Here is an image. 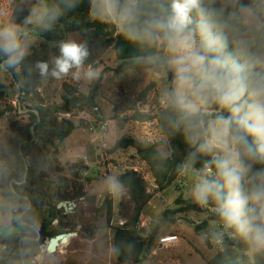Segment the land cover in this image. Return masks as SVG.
<instances>
[{
    "label": "rangeland",
    "instance_id": "374dc122",
    "mask_svg": "<svg viewBox=\"0 0 264 264\" xmlns=\"http://www.w3.org/2000/svg\"><path fill=\"white\" fill-rule=\"evenodd\" d=\"M18 0H0V29L10 28L16 35L23 31L10 23V16ZM30 9L29 23L33 26L47 28L48 5L46 0H22ZM264 3V0H262ZM244 11L243 21H251L249 25L242 23L246 29L238 40H253L261 32L258 30L259 20L253 17L252 10ZM115 28L121 31L119 20L113 17ZM115 36L108 34L97 39L94 53L97 66L70 69L67 75L61 78L43 80L37 93L31 96L29 102L18 101L19 93L14 87L12 78L6 70V62H0V81L7 96L0 100V207L5 205L4 191L11 181L13 174L18 170L14 167L17 160V146L19 137L12 131L10 120L18 121L20 126L32 122L27 107L35 108L39 104L57 109V123L63 120L74 122L78 128L63 141L54 139L38 140L27 157L33 162L34 182L37 188L44 191L47 199L45 204L35 206L36 216L52 219L51 213L56 209L59 201V185L57 179L66 177V173H57L58 167L70 165L80 161L84 165L82 170L83 185L90 195V202L81 204L84 208L79 214L84 220V230L93 229L95 235L83 231L80 237L70 238L69 242L61 244L55 253L46 251V243L52 235L58 233L54 230L40 240L41 251L32 257L35 264H206L219 251L223 250L224 242L230 237L225 219L217 208L213 207L209 198L207 203L201 204L202 212H179L184 203H197L195 190L197 185L209 181L213 177L212 171L195 170L185 167L183 173L167 189L160 191L154 181L148 165L136 154L135 148L112 152L115 143L122 137H132L142 142L164 141L168 144V137L161 131L157 120L149 122L136 121L141 115H156L161 108L170 103V87L175 89V67L171 61L176 53L170 51L169 46L161 51L158 41L159 53L153 57H140L142 63L164 61L167 62L173 79L167 76L164 68L155 69H127L119 70L122 60L117 58L113 43L107 44ZM193 51H199V38L193 31ZM68 41L86 45L83 34L73 32L68 34ZM39 38L22 40L21 47L26 54H31L34 48L40 46ZM51 66L55 67L56 54L52 48L46 50ZM78 71V76L75 74ZM91 71L94 75L89 78L86 73ZM69 83L79 91L88 95L92 89L97 91L95 106H84V109H75L66 113L62 109L65 92L63 84ZM153 85L147 97H142V92L148 85ZM83 104V103H82ZM21 106L20 112L10 111ZM95 108H98L96 110ZM201 109L199 107L198 111ZM197 111V112H198ZM217 120L210 118V121ZM60 127H64L60 124ZM47 135V133H44ZM43 134V135H44ZM52 138V139H51ZM168 147L163 146L162 151L167 154ZM29 159V158H28ZM137 171L144 179V184L152 194V199L144 208L136 226L132 225L135 213V203L129 192L117 181V177L126 171ZM67 180L73 181L70 177ZM117 187H112V182ZM34 191H26L32 195ZM7 194V193H6ZM8 195V194H7ZM6 196V195H5ZM112 205V219L107 221L109 203ZM12 204L11 200L7 203ZM27 205L24 204L23 209ZM17 208V206H16ZM11 210L0 211V226L10 225ZM76 218V215H75ZM73 218V219H75ZM206 223V226L203 224ZM202 226L204 231L211 235L212 248H209L204 239L196 234V227ZM117 229L128 231L134 237L145 241V260L141 263H119L113 254V238ZM175 235L178 240L172 244H162L165 237ZM14 236V234L12 235ZM8 238V237H7ZM6 238L0 240H5ZM35 256V255H34ZM0 264H2L0 262Z\"/></svg>",
    "mask_w": 264,
    "mask_h": 264
},
{
    "label": "trees",
    "instance_id": "16d2710c",
    "mask_svg": "<svg viewBox=\"0 0 264 264\" xmlns=\"http://www.w3.org/2000/svg\"><path fill=\"white\" fill-rule=\"evenodd\" d=\"M48 5L49 26L41 28L33 26L29 23L30 9L22 0H18L14 6L10 16V23L13 26L21 28L23 31L17 34L20 41L29 38H39L40 46L34 48L31 54L25 55L19 63L9 65L5 64L6 70L9 72L14 87L19 93L18 101L20 104L32 100L31 96L37 93V89L43 80L50 79L49 74L42 77L36 64L39 61H44L49 64V72L53 69L46 54L48 48H52L56 54H60V45L68 41V34L73 32H80L84 36L86 42V49L88 51L87 58L83 61L80 68L90 67L91 69L97 66V58L94 53V48L97 45V39L104 35H114V39H109L107 44L113 43L117 58L122 60L119 70L135 69L137 71L142 69H155L162 67L165 69L170 81L173 79V73L167 62L155 61L142 63L138 60L140 57H153L158 54V41L161 43V51H165L169 46V40L173 34L167 31L154 33L151 39L143 37V30L145 25L143 21L151 18L154 14L157 18L165 17L167 10L171 5V0H139L136 11L139 15V23L133 27L136 29L137 35L131 37L126 35V30L118 31L112 21V18L105 14L99 0H46ZM125 0H120L123 6ZM201 7L206 12L221 13L219 17H212V19L221 22H227L228 27L224 29V35L227 37V48L224 54H231L235 50L234 40H238L243 31L244 9L250 8L253 17L258 19L260 24L264 23V3L262 0H201ZM193 23L190 28L195 32L199 38V51L201 54H207L210 58L217 55L215 52H205L206 41L203 40L198 31V24L200 17L194 11L192 14ZM230 17H232L230 19ZM264 32V29H261ZM255 38L257 45L260 41V35ZM216 34V29H213V35ZM157 36L159 38H157ZM252 40H249L251 42ZM258 47H253L252 51H258ZM8 57L0 48V62H6ZM76 70V68H72ZM258 71V69H257ZM152 84L148 85L141 93L142 97H147L152 88ZM65 92L64 105L62 107L65 111H72L75 109H84V106H95V99L97 91L92 89L88 95H85L77 88L69 83L63 84ZM174 90L170 87L169 94ZM7 96V92L2 88L0 81V100ZM83 103V104H82ZM198 103V102H197ZM29 115L32 117V122L28 125L20 126L18 121L10 120L12 131L19 137L16 154L18 156H27L30 150L35 146L38 140L46 141L50 139L49 134L54 135V139L63 141L69 137L78 126L70 121L63 120L62 123H57V109L39 104L35 108L27 107ZM23 110L21 106L17 109L11 108L10 111L20 112ZM4 111L0 113L3 116ZM232 118V113L227 108H221L216 103H209L201 106V109L192 114L181 112L170 101L168 106L161 108L159 112L154 115H141L136 118V121L149 122L157 120L158 125L168 137V144L164 141L157 142H142L132 137H122L119 139L112 152L118 150H125L128 148H135L137 156L145 162L154 178L155 184L160 191L167 189L180 176L185 167H190L195 170H206V165L213 172V177H210L211 184H215L219 190L222 200L218 203L212 196L209 200L213 207L219 209L223 198L228 197V189L224 187L223 179L218 175L214 158L222 157L218 149L212 152L201 151V145L205 143L207 138L208 120L210 118ZM60 124L64 127H60ZM235 127V121L233 122ZM44 133H47L45 135ZM49 133V134H48ZM52 133V134H51ZM44 134V135H43ZM52 139V138H51ZM249 142L253 141L251 136L248 137ZM168 147V153L162 151V147ZM13 174L11 182L17 186V182H23L26 179L27 184L22 185L21 188L27 191L32 190L30 182L33 181L34 174L31 168L26 171L25 167L21 171ZM252 171H264V163H256L253 165ZM27 172V173H26ZM117 181L125 189L128 190L132 201L135 203V213L132 217V225L136 226L140 215L144 208L152 199V194L147 191L144 179L137 171H126L117 177ZM246 192V186H245ZM26 200H21L20 208L24 204L27 205L24 212L34 216L36 214L35 206L39 198L27 194ZM31 207H28V203ZM29 203V204H30ZM202 212L203 207L201 203H184L180 207L179 212ZM112 219V205L109 203L107 221ZM243 219V217H242ZM206 226V223L203 224ZM196 234L201 236L206 245L212 248L211 235L204 231L202 226L196 227ZM230 237L226 238L223 250L219 251L213 258L207 261L206 264H264V250L257 251L250 243V241L241 234L236 226H230ZM9 236L1 242H6L11 239ZM113 254L119 263H141L145 260V241L140 237L132 236L128 231L117 229L113 238Z\"/></svg>",
    "mask_w": 264,
    "mask_h": 264
},
{
    "label": "clouds",
    "instance_id": "9594fccd",
    "mask_svg": "<svg viewBox=\"0 0 264 264\" xmlns=\"http://www.w3.org/2000/svg\"><path fill=\"white\" fill-rule=\"evenodd\" d=\"M138 2L125 0L121 6L120 0H99L103 12L118 19L121 29L131 37L137 35L133 26L139 23ZM194 11L200 17L197 27L206 41L205 52L217 53L211 58L193 51L190 25ZM242 11L250 12L249 9ZM220 15L206 12L201 7V0H171L165 17L157 18L153 14L143 21V37L151 39L154 33L162 31L173 34L169 49L176 53L171 61L175 67V89L168 95L178 110L192 115L200 106L216 103L231 111L232 118L221 117L209 122L207 138L200 150L207 153L218 149L223 153L222 157L214 158V162L229 194L223 198L218 210L228 226H236L255 250L261 251L264 250V171L253 172L252 168L256 163H264V32H261L258 45L255 39L251 42L234 40V52L225 55L227 37L224 29L229 25L212 19ZM243 23L249 25L251 21L245 19ZM213 29H216L215 35ZM259 29H264V23L258 25ZM253 47L259 50L252 51ZM0 48L10 66L19 63L26 54L15 31L10 28L0 29ZM88 54L83 44L63 42L51 72L44 61L37 62L36 68L42 77L50 74L59 79L72 68L79 70ZM78 74L77 71L75 75ZM86 75L91 78L94 73L89 71ZM249 136L253 138L251 143ZM206 170L211 171L207 165ZM117 186L113 181L112 187ZM195 194L201 204L207 203L209 196L218 203L222 200L215 184L208 181L197 185Z\"/></svg>",
    "mask_w": 264,
    "mask_h": 264
},
{
    "label": "flooded vegetation",
    "instance_id": "af4514ba",
    "mask_svg": "<svg viewBox=\"0 0 264 264\" xmlns=\"http://www.w3.org/2000/svg\"><path fill=\"white\" fill-rule=\"evenodd\" d=\"M16 159L17 160L14 162V167L16 169L21 171V168L25 167L26 171H28L29 168H33L31 157L17 156ZM83 169L84 165L80 161H74L71 165L67 163V165H60L58 167L57 173H66V177L57 179V184L59 185V192L57 196L61 198V200L59 201L56 209H54L51 213L52 219H56L58 222L57 224H54L53 221L49 219L36 216V214L31 216L30 214L22 212L25 208H20V202L21 200L23 201L28 198L25 194L27 190L21 188L22 185L27 184L26 179L22 183L17 182V186L13 185V183L9 181L7 190L4 191L3 196L4 200H11V203L14 204V208L10 209L12 211L10 225L19 227L21 232L14 234V236L11 235V239L6 242H1L0 240V246L8 251L0 252V262L2 264H35L32 257H36V255H38L36 253L41 251V245L39 243L40 240L48 233L54 232V230H57L58 233L52 235L51 237L61 234H72L71 236H68L67 243L70 238L80 237L83 231L87 234L91 233V235H95L93 229L86 228L84 230V220L79 218L81 217L79 214H82L84 211L81 204L90 202L89 193H84L87 192V190L83 185ZM67 177H70L73 181L67 180ZM29 184L32 186V191L35 192L32 193L34 197H43V199L39 198L37 205L45 204V201L47 200L45 199L46 194L43 190L37 188L39 184L35 183L34 179ZM29 203L28 207H31L32 204ZM49 241L50 239L47 244ZM67 243L63 244L66 245Z\"/></svg>",
    "mask_w": 264,
    "mask_h": 264
},
{
    "label": "water",
    "instance_id": "95a60500",
    "mask_svg": "<svg viewBox=\"0 0 264 264\" xmlns=\"http://www.w3.org/2000/svg\"><path fill=\"white\" fill-rule=\"evenodd\" d=\"M66 113H71V111H65ZM4 202L6 203L5 205H3L2 207H0V211L3 210H10L12 208H14V204H12L11 206H9L8 203V199H5ZM21 232V229L17 226L14 225H2L0 226V238L4 239L7 238L13 234H18ZM94 232V231H93ZM72 234L69 235H57L55 237H52L46 247V251L48 253H55L58 250V247L60 246V244L62 243H67L68 241V236H71ZM94 235H91V237H93ZM0 252H8L6 249H3L2 246H0Z\"/></svg>",
    "mask_w": 264,
    "mask_h": 264
},
{
    "label": "built area",
    "instance_id": "2783aa9c",
    "mask_svg": "<svg viewBox=\"0 0 264 264\" xmlns=\"http://www.w3.org/2000/svg\"><path fill=\"white\" fill-rule=\"evenodd\" d=\"M95 109L98 110V108H95ZM177 240H178L177 236L171 235V236L163 238L162 244H172V243H175Z\"/></svg>",
    "mask_w": 264,
    "mask_h": 264
},
{
    "label": "bare ground",
    "instance_id": "6f19581e",
    "mask_svg": "<svg viewBox=\"0 0 264 264\" xmlns=\"http://www.w3.org/2000/svg\"><path fill=\"white\" fill-rule=\"evenodd\" d=\"M47 245H48V244L46 243V246H45V248L47 247Z\"/></svg>",
    "mask_w": 264,
    "mask_h": 264
}]
</instances>
